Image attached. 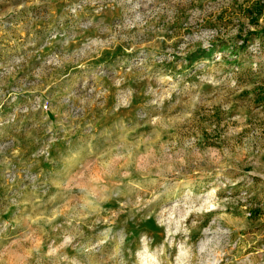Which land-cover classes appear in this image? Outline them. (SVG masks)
<instances>
[{"label": "rangeland", "instance_id": "rangeland-1", "mask_svg": "<svg viewBox=\"0 0 264 264\" xmlns=\"http://www.w3.org/2000/svg\"><path fill=\"white\" fill-rule=\"evenodd\" d=\"M0 264H264V0H0Z\"/></svg>", "mask_w": 264, "mask_h": 264}]
</instances>
